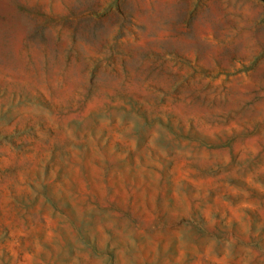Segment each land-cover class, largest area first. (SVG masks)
<instances>
[{"label": "rangeland", "instance_id": "rangeland-1", "mask_svg": "<svg viewBox=\"0 0 264 264\" xmlns=\"http://www.w3.org/2000/svg\"><path fill=\"white\" fill-rule=\"evenodd\" d=\"M0 264H264V0H0Z\"/></svg>", "mask_w": 264, "mask_h": 264}]
</instances>
